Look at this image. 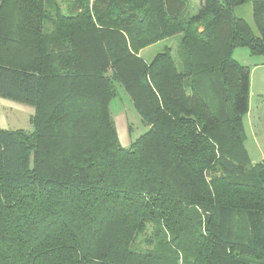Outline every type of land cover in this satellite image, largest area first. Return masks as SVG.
I'll list each match as a JSON object with an SVG mask.
<instances>
[{"label": "trees", "instance_id": "trees-1", "mask_svg": "<svg viewBox=\"0 0 264 264\" xmlns=\"http://www.w3.org/2000/svg\"><path fill=\"white\" fill-rule=\"evenodd\" d=\"M186 6L0 0V97L34 110L32 132L0 129V264H264L250 70L232 57H264V0ZM177 35L180 69L170 48L138 56ZM117 86L148 126L127 148Z\"/></svg>", "mask_w": 264, "mask_h": 264}, {"label": "rangeland", "instance_id": "rangeland-1", "mask_svg": "<svg viewBox=\"0 0 264 264\" xmlns=\"http://www.w3.org/2000/svg\"><path fill=\"white\" fill-rule=\"evenodd\" d=\"M62 8L64 5H61ZM198 0H187V6L182 14L183 18H188L196 14ZM236 18L245 20L252 31L255 28L252 21L251 5L245 4L233 10ZM180 39L177 35L163 40L139 51L138 56L144 61H151L155 55L164 52L165 48H170L171 56L180 69ZM232 57L243 66H248L252 72L250 93V114L243 117V126L246 134L244 143L249 160L264 165V57L252 56L247 48H237L233 51ZM33 108L25 104L17 103L0 97V127L5 130H24L32 132L33 128L29 122L33 114ZM110 111L114 118L118 139L122 147L127 148L131 142L148 130V126L141 121L140 116L134 110L131 100L123 89L117 86V96L110 103Z\"/></svg>", "mask_w": 264, "mask_h": 264}, {"label": "crops", "instance_id": "crops-1", "mask_svg": "<svg viewBox=\"0 0 264 264\" xmlns=\"http://www.w3.org/2000/svg\"><path fill=\"white\" fill-rule=\"evenodd\" d=\"M146 62H149V61H147L146 60ZM264 64V63H263ZM248 67V66H247ZM250 70V69H249ZM252 72V70H250V73ZM249 82H250V84H249V90H250V87H251V75H249ZM260 95H262V96H264V92H260ZM249 100H250V93H249ZM249 114H250V105H249V110H248V112H247V114L245 115V116H249ZM244 116V117H245ZM116 123V122H115ZM0 125H2V124H0ZM0 129H4L5 130V128H3V127H0ZM261 163V162H260ZM262 164V163H261ZM263 165V164H262ZM264 166V165H263Z\"/></svg>", "mask_w": 264, "mask_h": 264}]
</instances>
